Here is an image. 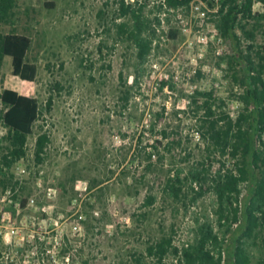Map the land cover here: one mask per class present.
<instances>
[{"label":"rangeland","instance_id":"374dc122","mask_svg":"<svg viewBox=\"0 0 264 264\" xmlns=\"http://www.w3.org/2000/svg\"><path fill=\"white\" fill-rule=\"evenodd\" d=\"M118 1L15 0L0 19V36L32 39L27 61L38 68L34 82L15 77L12 59L1 55L0 46V115L5 89L36 98L44 110L27 156L9 171L10 186L0 187V264H154L147 248L163 236L172 234L182 247L205 221L219 230L215 193L208 184L194 183L196 191H207L192 203L187 179L205 165L213 177L237 162L220 154L208 161L201 135L208 108L220 125L224 116L236 120L246 90L237 79L242 66L229 65L230 48L216 28L217 8L194 1L187 9L160 12V0H148L145 14L157 40L124 107L120 74L131 87L139 64L129 42H116L113 22L124 20L116 19ZM50 3L54 8L46 7ZM254 11L264 6L256 3ZM239 34L242 49L264 64V27L257 26L253 39ZM51 96L54 105L46 112ZM43 132L51 143L45 162L37 164L36 140ZM6 136L0 123V155ZM170 170L171 176L183 171L187 196L180 200L164 191ZM252 188L244 183L241 199ZM150 197L154 202L148 205ZM14 227L19 232L9 234ZM233 229L242 232L238 224ZM250 251L256 262L261 241ZM167 263L178 264L172 256Z\"/></svg>","mask_w":264,"mask_h":264},{"label":"trees","instance_id":"16d2710c","mask_svg":"<svg viewBox=\"0 0 264 264\" xmlns=\"http://www.w3.org/2000/svg\"><path fill=\"white\" fill-rule=\"evenodd\" d=\"M194 1L204 3L210 9L217 8L216 28L230 48L229 65L232 69L242 66L243 76L237 79L246 90L241 96L243 108L238 118L233 120L230 116H224V125H220V120L209 107L207 119L201 126V135L207 141L210 153L208 161H212V156L215 158L216 154H220L222 157L231 156L237 162L234 169H228L225 173L219 170L213 177L205 165L201 170H192L187 178L195 194L190 199L192 203L203 197L207 189L215 193L219 230H216L213 221L208 220L198 226L194 241L179 247L174 243V236L169 234L150 245L147 252L150 257H154V264H168L167 259L171 256L178 264H264V64H257L251 53L242 49L239 34L241 32L253 39L257 26L264 27V11H254L256 3L264 6V0H160L159 11L187 9ZM14 5L15 0H0V19L6 18ZM118 5L116 19L124 20L113 22L117 30L116 42H129L137 51L139 64L131 87L128 86V76L124 77L123 72L120 74L123 88L120 99L124 107H128L131 90L139 86L141 66L151 55L157 35L152 21L145 14L148 0H119ZM46 7L54 8V4H46ZM156 20L160 25L159 17ZM249 25L253 26L251 30L248 29ZM171 36L175 37V33L171 32ZM31 45L32 39L26 35L10 33L0 36L1 55L12 59L13 75L25 82H34L38 74L37 65L27 61ZM253 47L249 45L250 50ZM1 102L6 108L0 115V123L7 130V146L0 155V187L7 189L10 186L9 171L15 163L27 156L29 136L33 134L34 125L43 116L44 110L36 98L12 89L3 91ZM53 105L54 98L51 96L45 111L51 112ZM164 134L167 135L166 132ZM50 143L51 137L47 132L37 137V164L45 162ZM151 168L152 164L147 171ZM171 171L164 191L180 200L187 196L185 181L181 178L183 171L173 176ZM249 182H252L253 188L241 199V187ZM194 183L209 186L207 189L201 186V190L196 191L192 186ZM12 186L14 189L15 185ZM153 202L154 198H148V205ZM26 203V199H23L24 207ZM236 224L242 232H234ZM257 240L261 241L262 256L254 262L250 247Z\"/></svg>","mask_w":264,"mask_h":264},{"label":"built area","instance_id":"2783aa9c","mask_svg":"<svg viewBox=\"0 0 264 264\" xmlns=\"http://www.w3.org/2000/svg\"><path fill=\"white\" fill-rule=\"evenodd\" d=\"M131 1H133V0H131ZM196 8H199V7L196 6ZM23 172H25V171L23 170ZM34 202H35V200L33 198L31 200H29L30 205L34 204ZM9 232H10L9 234H11V235H16L19 232V229L14 227V228L10 229Z\"/></svg>","mask_w":264,"mask_h":264}]
</instances>
